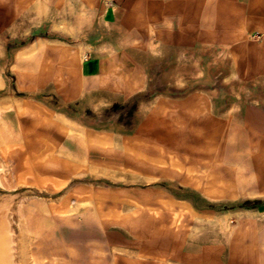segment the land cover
Segmentation results:
<instances>
[{
	"label": "rangeland",
	"instance_id": "rangeland-1",
	"mask_svg": "<svg viewBox=\"0 0 264 264\" xmlns=\"http://www.w3.org/2000/svg\"><path fill=\"white\" fill-rule=\"evenodd\" d=\"M111 8L0 0V209L14 262L264 264L259 36L249 22L230 39L239 32L217 22L209 38L207 7L195 31L192 6L182 18L169 8L171 23L159 6L154 17L143 5Z\"/></svg>",
	"mask_w": 264,
	"mask_h": 264
},
{
	"label": "crops",
	"instance_id": "crops-1",
	"mask_svg": "<svg viewBox=\"0 0 264 264\" xmlns=\"http://www.w3.org/2000/svg\"><path fill=\"white\" fill-rule=\"evenodd\" d=\"M77 3L85 8L87 11L88 8L95 7L96 9L99 7H103L106 3V5H111V10H116V8L120 6H131V5H143L146 8L145 15H149V17H154L156 14L153 8L161 7L166 9V11H162V16L165 18H161L160 21H163L165 23H171L174 21V19L168 15V13H172V11L169 10V8H179V11L173 12L174 17L175 15H179L182 18V14L185 11L186 7L192 6V29L195 31L197 28H199L200 19H201V7L205 8L207 7V12L202 17H205L207 19V33L209 35V38H215V32L217 30L216 23L218 22L223 23V29L226 33L227 31L234 34L235 32H239V36H234L230 39L235 38H243L242 36L245 34V31H247V24L250 22V28L254 29V32L257 33L256 36H259V40H261L260 48L261 52L264 55V0H76ZM204 11V10H203ZM158 21V19H150L151 22ZM176 20V19H175ZM227 36V35H226ZM226 38V37H225ZM78 53V52H77ZM99 133H105V132H99ZM107 135L111 136L110 134L106 133ZM112 137V136H111ZM143 144V143H142ZM112 145V144H110ZM105 145V146H110ZM104 146V145H100ZM206 192L210 196L214 197H220L221 195H215L213 193H209L207 189L205 188ZM101 196V200L103 201L104 196L102 194H97L93 196L92 202L95 205L96 213L99 214V220L103 218L106 215H109V211L101 208L102 201H100L99 204L94 203L97 198ZM233 196V195H232ZM83 199V198H82ZM166 200V199H165ZM83 201H90V199H84ZM182 203H180L179 206L183 207L186 210H195V207L191 201L188 199H182L180 200ZM91 202V201H90ZM91 202V203H92ZM164 203L168 205H173V200H166ZM103 210V211H102ZM101 211V212H100ZM99 212V213H98ZM101 215V216H100ZM114 215L119 216V213H114Z\"/></svg>",
	"mask_w": 264,
	"mask_h": 264
},
{
	"label": "bare ground",
	"instance_id": "bare-ground-1",
	"mask_svg": "<svg viewBox=\"0 0 264 264\" xmlns=\"http://www.w3.org/2000/svg\"><path fill=\"white\" fill-rule=\"evenodd\" d=\"M33 51V50H32ZM32 51H29V52H32ZM75 58L77 60H81V56L78 54V53H75L74 54ZM74 58V60H76ZM17 106V105H16ZM21 106V105H19ZM20 111V110H19ZM39 119V118H38ZM37 120V119H36ZM1 125H0V132H2L1 130ZM63 128H67V126H64ZM69 130V129H68ZM81 136L82 138H84L85 141L89 142V143H96V144H99V145H110V144H113V138L109 135H107L106 133H99V132H83V130H78L77 131ZM8 141H6V139L4 138V136L0 133V149L1 150H6L7 147H8ZM49 155V154H48ZM54 157V156H52ZM55 158V157H54ZM52 159V158H51ZM75 166H78L80 167V165L78 164V162L75 163ZM36 168V167H35ZM32 169V168H31ZM30 169V170H31ZM3 171L4 168L3 166L0 164V184L3 183L2 181V174H3ZM187 172V171H186ZM190 173V171L188 172ZM44 175H47V174H44ZM57 176V175H56ZM26 178V177H25ZM46 183V182H45ZM219 184V183H218ZM41 185V184H39ZM221 185V184H220ZM60 187V186H59ZM223 187V186H222ZM206 189L209 193H213L215 195H222L223 194V188H221V186H218L214 183H208L207 186H206ZM100 196V195H98ZM67 197V196H66ZM92 198V197H91ZM101 196L99 198H97V200L94 202L97 204L100 203V201H102L101 199ZM50 203V202H49ZM66 203V202H65ZM91 202L90 201H77V203L75 204L74 207L71 208V211L72 210H78V209H81L83 208V206L87 205V204H90ZM53 205V204H51ZM60 205V203H59ZM64 205V204H62ZM66 205V204H65ZM45 206V205H44ZM47 206V205H46ZM50 206V205H49ZM56 206V205H55ZM58 206V205H57ZM97 206V205H95ZM59 207V206H58ZM69 207V206H68ZM43 208V207H42ZM51 208V207H50ZM55 209V208H54ZM69 209V208H68ZM44 210V209H43ZM53 210V209H52ZM58 209H56L57 211ZM103 211V210H102ZM9 212V211H8ZM7 209H3L1 210L0 209V264H17L16 262H14V253H15V249L17 247V242L14 238V232L13 230L11 229V226H10V222L7 218ZM49 212V211H48ZM52 212V211H51ZM61 212V211H59ZM101 212V211H100ZM105 212V211H103ZM46 213V212H45ZM55 213V212H54ZM99 213V212H98ZM69 214V213H67ZM99 216V214H98ZM101 216V215H100ZM44 224V223H43ZM26 243V242H25ZM20 246V245H19ZM24 248V247H23ZM24 250V249H23ZM21 251V250H20ZM22 253V252H21ZM25 255H23L24 257ZM25 260V259H24ZM24 260H23V263H24ZM22 263V264H23ZM32 264H36L35 262H33Z\"/></svg>",
	"mask_w": 264,
	"mask_h": 264
}]
</instances>
